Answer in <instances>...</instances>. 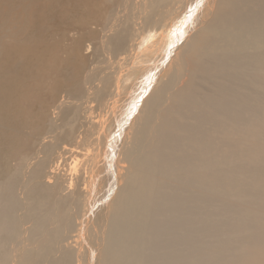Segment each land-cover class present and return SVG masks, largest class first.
I'll return each mask as SVG.
<instances>
[{"label":"bare ground","instance_id":"obj_1","mask_svg":"<svg viewBox=\"0 0 264 264\" xmlns=\"http://www.w3.org/2000/svg\"><path fill=\"white\" fill-rule=\"evenodd\" d=\"M121 1L0 0V264H264V0Z\"/></svg>","mask_w":264,"mask_h":264},{"label":"rangeland","instance_id":"obj_2","mask_svg":"<svg viewBox=\"0 0 264 264\" xmlns=\"http://www.w3.org/2000/svg\"><path fill=\"white\" fill-rule=\"evenodd\" d=\"M200 1H203V0H200ZM125 0H124V2H123V0L120 2L121 3V6H120V3H117L115 6H114V8H115V10H117L118 8L119 9H123V8H121L122 6L124 7V5H125ZM123 3V4H122ZM200 9V8H199ZM135 10V9H134ZM104 24H106V23H104ZM184 24V23H183ZM95 25V26H94ZM92 27H96V28H100V27H102V25H103V23H100L99 25H97V24H94ZM101 25V26H100ZM75 30H77V29H75ZM75 30H73V29H71V30H69L70 32L68 33V31H67V36L65 37V39H64V43H65V46H69L71 43V41H72V39H73V37H74V35L76 36V34H78V33H80V32H77V31H75ZM72 31H74V32H72ZM61 32V33H60ZM60 32H59V30L57 31H55V33H54V35L55 36H59L60 37V35L62 34V30H60ZM75 33V34H74ZM69 34H70V36H69ZM73 36V37H72ZM71 39V40H69V38ZM68 41V42H67ZM69 43V44H68ZM64 46V47H65ZM85 54L87 55V56H89L88 58H87V60H88V63H89V67L91 66L92 68H94L95 66H98L99 64H98V61H100L99 59L100 58H96V57H94L95 55H91V51H90V53L89 52H87V51H85ZM96 58V59H95ZM98 64V65H97ZM95 65V66H94ZM90 67V68H91ZM91 68V69H92ZM64 93V94H63ZM62 93V95H63V97H65L67 94H68V92H63ZM74 99H76V98H74ZM54 109V108H53ZM99 114V109H97V112H96V115H98ZM79 128H81L80 126H78V130H80ZM67 166V165H66ZM66 166L64 165V168L66 169ZM62 168H63V166H62ZM64 168L62 169V170H64Z\"/></svg>","mask_w":264,"mask_h":264}]
</instances>
